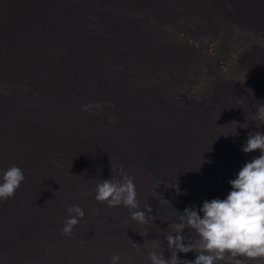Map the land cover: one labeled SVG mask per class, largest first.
<instances>
[{
	"label": "bare ground",
	"instance_id": "bare-ground-1",
	"mask_svg": "<svg viewBox=\"0 0 264 264\" xmlns=\"http://www.w3.org/2000/svg\"><path fill=\"white\" fill-rule=\"evenodd\" d=\"M98 1L0 0V174L26 177L0 200V264L169 258L178 211L226 198L261 154L242 147L264 131V0ZM122 174L152 206L145 224L95 199ZM144 175L181 191L158 199ZM72 205L85 216L65 235Z\"/></svg>",
	"mask_w": 264,
	"mask_h": 264
},
{
	"label": "clouds",
	"instance_id": "clouds-1",
	"mask_svg": "<svg viewBox=\"0 0 264 264\" xmlns=\"http://www.w3.org/2000/svg\"><path fill=\"white\" fill-rule=\"evenodd\" d=\"M253 119L259 122L256 123L258 128L264 125V103L257 105ZM231 134L238 133L235 131ZM256 150L261 154L246 162L236 178L229 181L231 191L226 198L205 200L202 206H190L183 212L178 211V219L170 225L173 230L165 236L171 256L165 258L164 253L153 250L149 252L151 264H180L181 261L186 264H250L252 260H264V131L249 134L242 147L245 153ZM137 176L141 177L140 174ZM25 179L24 171L16 165L3 171L0 174V200L13 197ZM143 179L157 189L158 199H161L158 194L173 197L176 190L181 191L179 186L177 189L168 188V184L158 187L154 180L145 175ZM147 190L148 187L144 193ZM95 199L107 202L109 207H127L131 219L140 224L147 223L152 212L151 204L140 208L134 178L126 174L99 182ZM68 213L62 229L65 235H71L74 226L85 216V211L79 205L69 207ZM152 219L156 217L152 216ZM186 229L194 231V239L186 237ZM141 235L145 236L144 233ZM192 251L198 253L194 260H181L177 255V252ZM119 260L118 255H113L111 264H119Z\"/></svg>",
	"mask_w": 264,
	"mask_h": 264
},
{
	"label": "rangeland",
	"instance_id": "rangeland-1",
	"mask_svg": "<svg viewBox=\"0 0 264 264\" xmlns=\"http://www.w3.org/2000/svg\"><path fill=\"white\" fill-rule=\"evenodd\" d=\"M96 4H99V5H101V2L100 1H98V0H95V5ZM83 198V197H82ZM83 199H85L86 200V197H84Z\"/></svg>",
	"mask_w": 264,
	"mask_h": 264
}]
</instances>
